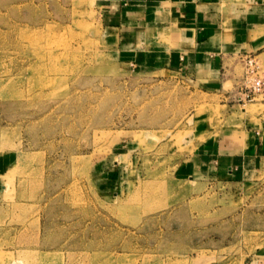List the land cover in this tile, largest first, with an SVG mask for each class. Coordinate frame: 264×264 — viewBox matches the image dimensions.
<instances>
[{
	"label": "rangeland",
	"instance_id": "374dc122",
	"mask_svg": "<svg viewBox=\"0 0 264 264\" xmlns=\"http://www.w3.org/2000/svg\"><path fill=\"white\" fill-rule=\"evenodd\" d=\"M106 3L0 0V264H264V168L185 164L224 95L118 60Z\"/></svg>",
	"mask_w": 264,
	"mask_h": 264
},
{
	"label": "crops",
	"instance_id": "0c3cea01",
	"mask_svg": "<svg viewBox=\"0 0 264 264\" xmlns=\"http://www.w3.org/2000/svg\"><path fill=\"white\" fill-rule=\"evenodd\" d=\"M107 1L104 21L115 32L118 60L177 72L195 91L225 97L220 105L229 108L223 116L192 114L198 133L211 139L198 145L188 169L248 184L247 177L264 168V108L239 111L228 103L232 93L226 86L237 87L247 56L264 66V0ZM10 159L0 154V174Z\"/></svg>",
	"mask_w": 264,
	"mask_h": 264
},
{
	"label": "built area",
	"instance_id": "2783aa9c",
	"mask_svg": "<svg viewBox=\"0 0 264 264\" xmlns=\"http://www.w3.org/2000/svg\"><path fill=\"white\" fill-rule=\"evenodd\" d=\"M246 61V81L239 87L234 95V99L240 103L255 101L262 96L264 100V76L261 75V66L254 56H247Z\"/></svg>",
	"mask_w": 264,
	"mask_h": 264
}]
</instances>
